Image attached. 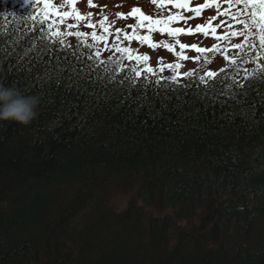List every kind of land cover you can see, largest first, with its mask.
Here are the masks:
<instances>
[{"label":"trees","instance_id":"obj_1","mask_svg":"<svg viewBox=\"0 0 264 264\" xmlns=\"http://www.w3.org/2000/svg\"><path fill=\"white\" fill-rule=\"evenodd\" d=\"M30 15L0 20V86L40 101L29 125L0 123V264H264V80L239 89L226 68L204 85L198 75L162 82L181 102L153 119L115 93L104 99L103 86L50 85L54 55L83 66L72 55L79 42L51 45ZM157 76L138 78L153 99L167 90ZM212 91L225 94L205 97ZM132 179L128 207L108 212Z\"/></svg>","mask_w":264,"mask_h":264},{"label":"snow or ice","instance_id":"obj_2","mask_svg":"<svg viewBox=\"0 0 264 264\" xmlns=\"http://www.w3.org/2000/svg\"><path fill=\"white\" fill-rule=\"evenodd\" d=\"M227 7L221 11L222 5L220 2H206L202 7L215 8L217 15L210 17V21H214L218 16H223L226 19L221 20L220 24L212 26L211 23L205 26L197 25L193 30L191 28H175L169 27L170 24L179 20H184L187 23V18L177 13L176 15H169L167 19H152L147 15H139L140 9L133 8L128 16L136 18L134 25L128 27L132 29L131 33L122 29H116L115 33L110 31V26H106L104 20L99 23L100 31H97V25L90 21L86 24V27L92 29L90 33L85 31H72V29H78L81 21L87 19L75 11L73 7V0H67L68 10H61L65 5H61L57 8L51 0H24L26 5H31L35 9V14L28 17L32 21L33 25H40L42 31V39L47 40L51 45L59 43L63 48L70 47L66 43V37L74 36L79 43L76 45V49L79 50V55L74 50L72 55L76 60L83 63L82 67L77 68L67 56L61 57L54 55L53 60L57 62V70L53 77L49 78V84L55 83L58 87L62 81H67V90H71L75 87L78 91L83 90L88 92L91 88L93 94H95L98 88L102 87L104 91L103 98L110 100L115 98L120 105L127 104L129 108L133 105L136 106V111L139 113L143 109H147L148 114L155 119L157 115L162 116L165 112H171L174 110L175 104L180 105L181 97L176 95L173 97L170 93L174 89H168L166 82L169 79L175 83L177 80L176 70L180 69L182 65L180 63L168 64L167 70L173 72L172 77L157 76L155 84L159 88L167 89L164 96H160L159 90L155 94V98H150L148 91L146 90L149 85L147 83L142 84L138 79L142 74H150L155 76L156 70L147 65L149 61L148 55L136 54L135 50L130 46L133 41L139 44H147L149 48L156 49L163 47L167 51L172 52L178 61H184L190 57L186 55V51L195 52L197 54L193 59L200 60L201 57H205V63H208L206 54L208 53H221L223 59L227 62L228 68L231 69L229 77L231 84L236 88L244 89V84L241 83V79L247 81L249 79L264 80V0H225ZM178 10L191 11L195 15L199 16L200 8H189L187 3L177 2L173 5ZM91 13H89V17ZM118 18H127L123 14H117ZM73 20L75 23H67V21ZM47 26V30H44V26ZM61 26H64L63 30ZM147 29L148 33L157 31L161 34H167L169 37L175 40V44L160 42L159 44L153 43L149 35H140L138 30ZM223 28L224 34L217 35V29ZM238 29V30H237ZM194 32L202 33L206 38L210 35L215 41L211 47H200L196 44L187 45L181 43L178 39L181 35H192ZM111 38V43L109 40ZM236 38H242L241 43H232L231 41ZM178 47V51H176ZM82 48L88 49L84 52ZM50 52L55 53L54 47L49 48ZM107 53V55H105ZM81 58H84L83 60ZM135 61L137 64L144 63L145 67L143 73L137 67H132L129 70V74L124 78L117 80V69L123 67V62ZM63 61V65H61ZM86 61V62H85ZM162 62V58H158V64ZM254 65L252 71H248L245 67L247 65ZM24 68L21 65L20 71ZM31 70L30 68L28 69ZM160 72L165 70L161 67ZM222 71H227L222 69ZM243 75L241 76V74ZM184 76H191L192 73H184ZM217 74L215 72H207L209 78H214ZM147 77L145 76V79ZM204 80V77H201ZM109 85H117L122 90L116 92V88H109ZM144 89V90H142ZM221 91L219 95H224ZM186 95V94H185ZM205 97L216 100L219 99V95L215 91L211 94L206 92ZM239 96H246V92L239 94L233 92V98ZM123 96V99L120 97ZM100 97H98L99 99ZM155 100H158L160 107L157 110ZM193 102H199L194 100ZM184 103H188L184 100ZM223 104L224 102L221 101Z\"/></svg>","mask_w":264,"mask_h":264},{"label":"rangeland","instance_id":"obj_3","mask_svg":"<svg viewBox=\"0 0 264 264\" xmlns=\"http://www.w3.org/2000/svg\"><path fill=\"white\" fill-rule=\"evenodd\" d=\"M51 2L57 7L60 8L61 5H65V7L61 10H68L67 8V0H51ZM177 2L180 3H187L189 5V8H200L201 12L200 15H195L194 12L191 11H184V10H178L173 7V5ZM212 3L214 0H73V7L75 11H77L80 15L86 17L84 21H81L79 24L78 29H72V31L80 30L90 33L92 29H89L86 27V24L90 21L93 24L97 25V31H100L99 29V23L104 20V17H107V20L104 21L106 26H110V31L115 33L116 29H122L124 31H127L128 33L132 32V29L129 28V25H134L136 23V18L132 16H128V14L132 11L133 8L140 9V12L137 13V16L143 14L147 15L152 19H167L169 15H176L179 13L180 15L187 18V23H185L184 20H179L175 23L170 24L169 26L176 27V28H191L195 29L197 25L205 26L211 23L212 26L220 24L221 20L226 19L223 16H218L216 20L210 21V17L216 16L217 12L215 8H203L202 6L206 3ZM215 2H220L222 5L221 11H223L224 8L227 7V4L225 0H215ZM26 7H31V5H26L24 3V0H0V9H4L5 13L11 14L15 13L17 11H20ZM33 9V8H32ZM34 10V9H33ZM32 13L35 14V10ZM89 13H91V16L89 17ZM123 14L125 17L124 19L118 18L117 14ZM67 23H75L73 20L67 21ZM64 26H61V29L63 30ZM44 29H47V26H44ZM174 29V28H173ZM238 30V29H237ZM139 34L142 35H149L150 39L153 43L159 44L160 42L164 43H171L175 44V40L173 38L169 37L166 33L161 34L157 31H153L151 33L147 32V29H141L138 30ZM224 29L218 28L217 29V35H223ZM66 43H72L75 41V37H66ZM179 41L181 43L187 44V45H193L196 44L200 47H211L214 44L217 43L210 35L206 38L202 33L194 32L192 35H181L178 37ZM232 43H241L242 38H236L231 41ZM109 43H111V38L109 40ZM134 50H136V54L139 55H148L149 61L147 62V65L152 67L154 70H156V74L158 76H164V77H172L173 72L167 70L166 66L168 64H175L180 63L182 67L178 70H176V77L184 76V73H196L198 70H196V67H193L194 61L197 63H200L202 65H206L204 62L205 59L201 58L200 60L193 59L197 56L195 52L186 51V55H188L190 58L184 61H178L177 57L172 53L167 51L163 47H158L156 49L149 48L147 44H143V46H140V44L136 41H133L130 45ZM86 51L88 49L85 48ZM178 47L176 51H178ZM107 55V53L105 54ZM207 57V55H206ZM158 58H162V62L158 64ZM227 62L223 59V55L221 53H213V56L211 58V64L204 70L201 69L200 73L203 75L204 79L207 78V72L211 71H218L222 69L224 66H227ZM137 67L140 69L143 73V69L145 67L144 63L137 64L135 61L128 62L125 60L123 62V68H132ZM164 67L165 70L163 72H160V68ZM119 70H122L121 68H118ZM153 76L150 74H142V76ZM186 76L182 78V80H185ZM133 182V183H132ZM131 184L129 185H122L124 188H116L113 190V193L115 191H119L113 194L114 198L112 201L106 203V210L108 212L110 211H121L128 207L129 205V198L133 197V193L139 187L138 182L136 180L132 179ZM137 186V187H135ZM139 196V194H138ZM140 200L139 197L131 199L130 203H133L136 206V201ZM137 205H140L139 201L137 202ZM125 207V208H124ZM154 207L153 212H151L154 216L164 215L166 212H163L162 210L166 211L164 207H159L155 209Z\"/></svg>","mask_w":264,"mask_h":264},{"label":"clouds","instance_id":"obj_4","mask_svg":"<svg viewBox=\"0 0 264 264\" xmlns=\"http://www.w3.org/2000/svg\"><path fill=\"white\" fill-rule=\"evenodd\" d=\"M39 99L12 86H0V123L29 125L38 115Z\"/></svg>","mask_w":264,"mask_h":264},{"label":"bare ground","instance_id":"obj_5","mask_svg":"<svg viewBox=\"0 0 264 264\" xmlns=\"http://www.w3.org/2000/svg\"><path fill=\"white\" fill-rule=\"evenodd\" d=\"M1 79V78H0ZM2 80V79H1ZM0 80V81H1ZM141 208H142V211H144V212H147V213H151V212H153V207H145L144 206V204H143V207H142V205H141Z\"/></svg>","mask_w":264,"mask_h":264}]
</instances>
